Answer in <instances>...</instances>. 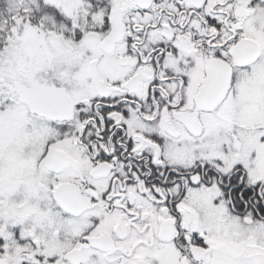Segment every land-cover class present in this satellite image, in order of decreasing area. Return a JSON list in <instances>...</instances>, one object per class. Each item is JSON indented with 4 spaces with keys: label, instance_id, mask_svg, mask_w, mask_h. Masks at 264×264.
<instances>
[{
    "label": "snow or ice",
    "instance_id": "snow-or-ice-1",
    "mask_svg": "<svg viewBox=\"0 0 264 264\" xmlns=\"http://www.w3.org/2000/svg\"><path fill=\"white\" fill-rule=\"evenodd\" d=\"M0 264H264V0H0Z\"/></svg>",
    "mask_w": 264,
    "mask_h": 264
}]
</instances>
